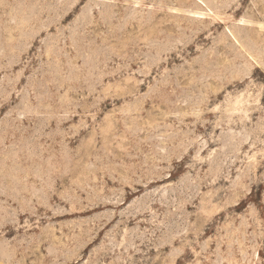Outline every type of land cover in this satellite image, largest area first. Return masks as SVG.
I'll use <instances>...</instances> for the list:
<instances>
[{
	"label": "rangeland",
	"instance_id": "374dc122",
	"mask_svg": "<svg viewBox=\"0 0 264 264\" xmlns=\"http://www.w3.org/2000/svg\"><path fill=\"white\" fill-rule=\"evenodd\" d=\"M0 264H264V0H0Z\"/></svg>",
	"mask_w": 264,
	"mask_h": 264
}]
</instances>
